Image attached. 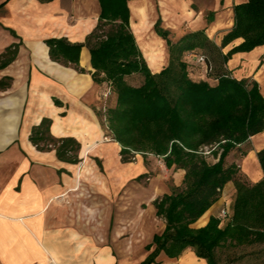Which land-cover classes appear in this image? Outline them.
<instances>
[{
  "label": "crops",
  "instance_id": "crops-1",
  "mask_svg": "<svg viewBox=\"0 0 264 264\" xmlns=\"http://www.w3.org/2000/svg\"><path fill=\"white\" fill-rule=\"evenodd\" d=\"M246 2L131 0L130 27L150 70L159 74L171 54L157 26L169 32L172 44L204 31L227 55L244 42L239 38L222 48L235 26V7ZM100 15L99 0H0V56L19 45L15 60L0 68V264H142L155 250L154 237L165 231L154 206L157 197L169 193L165 184L136 187L134 195L131 184H117L114 177L90 185L83 182L77 164L61 161L55 149H37L30 140L33 128L50 119L53 137L81 143L79 159L101 142L102 124L95 111L98 88L86 45ZM50 39L85 45L79 69L51 59ZM222 72L252 79L264 96V46L233 55ZM242 148L245 155L236 163L254 185L264 179L258 157L264 132ZM178 175L180 186L185 171ZM117 189L123 192L118 201ZM235 195L234 184H227L220 200L192 227H205L223 209L230 212ZM149 198L153 204L143 213L141 205ZM153 264L209 262L188 247L178 257L162 251Z\"/></svg>",
  "mask_w": 264,
  "mask_h": 264
},
{
  "label": "trees",
  "instance_id": "trees-1",
  "mask_svg": "<svg viewBox=\"0 0 264 264\" xmlns=\"http://www.w3.org/2000/svg\"><path fill=\"white\" fill-rule=\"evenodd\" d=\"M129 1L99 0V23L86 43L95 70L93 80L99 92H109L101 100L102 106L108 105L109 135L121 146L123 162H131L137 154L153 155L166 168L185 171L183 185L154 202L166 228L154 237L155 250L142 264L155 263L162 251L178 257L188 247L209 264H220L217 252L228 243L264 244V179L252 185L243 179L237 164H226L232 152L239 153L251 137L264 132V96L252 79L239 80L221 72L213 85L202 75L197 80L192 75L200 69L211 71L206 50L215 48L224 63L237 53L264 46V0H247L235 7V26L222 48L239 38L244 42L227 55L221 54L204 31L186 34L172 44L169 32L157 26L171 54L168 66L159 74L151 72L131 31ZM47 45L54 62L79 69L85 45L65 39H50ZM18 49L14 44L0 56V68L15 60ZM191 54L204 56L206 64L190 62ZM134 75L144 78L141 86L128 83ZM51 126L52 121L44 119L33 128L31 142L41 151L51 150L55 144L61 161L78 164L81 143L53 137ZM258 157L264 171V149ZM229 183L234 184L236 195L228 220L221 225L218 215L205 227L193 228L220 200Z\"/></svg>",
  "mask_w": 264,
  "mask_h": 264
},
{
  "label": "rangeland",
  "instance_id": "rangeland-1",
  "mask_svg": "<svg viewBox=\"0 0 264 264\" xmlns=\"http://www.w3.org/2000/svg\"><path fill=\"white\" fill-rule=\"evenodd\" d=\"M204 53L210 58L212 62L211 71H209V73H206L204 69H200V72L192 75V77L197 80L199 76L202 75L204 79H207L211 84L214 85L216 81L213 80L222 72L223 62L221 56L219 55V52L215 48L206 50ZM127 81L130 85L141 86L144 83V78L141 75H134L129 77ZM97 88L98 92L95 99V111L102 124L103 138L101 142H99L93 148L85 151L83 158L79 159V163L77 164V166L83 172V182L90 185L102 184L108 183V177H114L117 184H131L132 195L138 193L134 190V188L136 187L138 188L139 186H141L142 188H150L151 184L153 183L163 185L165 184L169 189L168 194H170L173 188L177 187L176 182L179 178L178 174L180 170H177L175 167H173L172 169L166 168L163 160L153 155L137 154L134 158H132L131 162H123L121 156V146L116 143L109 135V123L107 121L108 105L107 107L101 105V100H104L106 98L104 96V93L108 91L104 90L99 92V87L97 86ZM59 145L60 144H57V146ZM50 147L51 149H54L55 144H52ZM235 152L236 151L232 152L226 159L227 165H231L233 163L238 165V163H236L237 160L245 155V150L242 148L239 153L237 152L238 158L235 159ZM129 170L131 172L130 177H128ZM110 173L114 174L112 175ZM123 173L125 174L123 175ZM241 175L243 176L244 180L250 182L245 175H243L242 173ZM109 182L112 181L110 180ZM182 185L183 184H181L180 186ZM122 195L123 192H120L117 189V201L121 199ZM164 195H160L157 198H161ZM151 204L153 203L149 198L148 201L145 202V204L141 205L143 213H146ZM156 219L164 222L165 224V220L158 217L157 214ZM217 257L220 260V264H264V244L257 243L253 245L233 246L228 243L225 248L218 250Z\"/></svg>",
  "mask_w": 264,
  "mask_h": 264
},
{
  "label": "built area",
  "instance_id": "built-area-1",
  "mask_svg": "<svg viewBox=\"0 0 264 264\" xmlns=\"http://www.w3.org/2000/svg\"><path fill=\"white\" fill-rule=\"evenodd\" d=\"M188 60L196 65H205V57L199 56L196 54H191L188 56ZM210 69L207 68V72H209ZM109 92H105L104 96L107 97ZM229 218V211L227 209H223L219 214V219L221 220V225H223Z\"/></svg>",
  "mask_w": 264,
  "mask_h": 264
}]
</instances>
